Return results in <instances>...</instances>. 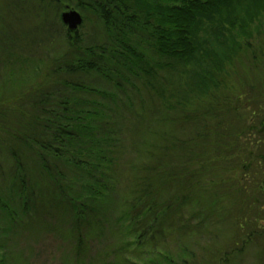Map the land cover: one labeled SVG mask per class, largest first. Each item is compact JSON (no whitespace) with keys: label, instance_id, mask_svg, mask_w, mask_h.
Instances as JSON below:
<instances>
[{"label":"trees","instance_id":"obj_1","mask_svg":"<svg viewBox=\"0 0 264 264\" xmlns=\"http://www.w3.org/2000/svg\"><path fill=\"white\" fill-rule=\"evenodd\" d=\"M1 1L41 10L33 14L53 27L45 37L37 32L38 40L26 42L12 30L0 37V66L11 78L15 70L39 73L33 55L43 62L46 51V79L38 86L18 88L17 78L4 86L3 106L12 107L0 110V170L2 160L14 169L0 189V264H38L33 232L46 227V237L57 235V210L69 220L60 236L67 245L58 249L62 261L46 252V264H134L120 254L129 250L121 242L118 256L94 253L98 239L115 236L116 225L140 233L135 253L142 261L150 256L146 264H189L191 256L196 264L200 238L217 237L207 236L213 220L264 218L245 188L224 180L226 146L245 132L230 125L238 116L230 93L239 96L243 88L229 86L236 75L229 69L250 50L241 38L255 30L264 36V0H73L101 27L104 39L89 47L67 39L64 47L57 39L54 21L67 27L60 11L72 0ZM255 59L262 85L264 54ZM95 76L115 86H85ZM129 77L143 78L146 96L137 90L127 103L120 94L128 92L122 84ZM119 103L125 108L116 112ZM263 105L257 101L256 110ZM240 227L252 228L248 221Z\"/></svg>","mask_w":264,"mask_h":264},{"label":"rangeland","instance_id":"obj_2","mask_svg":"<svg viewBox=\"0 0 264 264\" xmlns=\"http://www.w3.org/2000/svg\"><path fill=\"white\" fill-rule=\"evenodd\" d=\"M21 3H24V1H22ZM17 6L19 7H6L0 0V37L3 35V38L5 39L3 31L6 32L11 30L20 36L24 34L23 38L26 42L33 39L38 40L39 36L36 35L37 32L40 36L45 37L46 32H49L50 27H53L52 22H46V19L44 21L36 16V14L38 15L39 13H42L41 10L36 13L32 9H30L28 4H18ZM61 8V15L65 12L73 10L80 13L83 18V24L79 27L78 31L72 33L68 31L67 27H63L60 22L54 21V29L57 31L59 30L57 39L58 41L60 39V43L62 44V46H66L65 39L71 40L73 42V45L75 43H78L76 46L80 45L82 47H89L95 44H99L102 41V38L104 39V37H101L103 35L100 33L101 27L99 23H97L98 21H96L97 18L93 16L91 12L88 13L83 11L78 7L76 2H73V0L71 1V3H63ZM11 9H16L13 14L11 12ZM45 13L43 12V14ZM55 15H57L55 11H53L52 13L50 12L49 18L54 19ZM261 33L264 35V22L262 24ZM139 40L143 42L142 37H139ZM240 40L250 42V50L240 58L241 65H239V62L236 61L235 66L229 69L232 77L233 73H236V75L234 76V80L229 82V86H239L240 89L243 88L239 96H237V94L235 93H230L229 101L231 102L232 107L236 108L238 111V113L236 114L238 115L237 118H234L231 121L230 125H232L234 128L240 127V132L244 130L245 132L236 137L234 141H229L230 145L226 146L228 149L227 152L229 154H227L228 162H225L224 164L226 165L224 166H229V169L226 170L229 172L224 175V180L230 182L232 187L245 188L248 197H252L249 198L250 202H253V204H251L252 207L255 208V210L260 215H264V211L260 209V205L264 206V105L262 106L260 111H257L255 108L257 101H259V104L264 103V100L260 99L263 93L257 89L258 86H264V84L261 85L258 82V80H261V77L259 76L257 67L254 63V61L256 60L255 57H260L261 54H264L262 51V49L264 50V48H261L263 46L261 43L264 42V36L259 34L257 30H255L254 35L251 36L249 40L246 38H241ZM40 53H43V62L38 61V58H40L39 56L33 55L34 60L37 62L36 64L41 67L39 73H34L31 71V74L24 75V73L20 74L19 71L15 70L17 72V75H12V78L22 80L16 83V87L21 88L24 86H38L40 82L46 79V59L43 58L46 55V51H43L42 49ZM151 57L152 58L150 59L152 61H156L153 55H151ZM260 60L264 61V59ZM8 71L12 74H15L10 70ZM21 75H24L23 77L25 80L23 79V77H21ZM8 76L9 75L7 74L6 70L0 66V110L1 107L2 110H4L3 107H12L10 105L3 106L5 104H3V99L6 97V95H8V88L4 86H7L8 81L12 79ZM93 79L94 78L91 77L86 78L85 86H115L112 83H106L103 79L96 76L95 79ZM128 82L129 84H122V86H126L128 90V92H124L125 95L120 94L122 97V101H124L125 99L127 103L128 101L131 102V97H133L134 95L135 97H137L136 95L138 94L135 92L137 90H139L141 96H146V91L144 88L145 82L143 78L137 79L134 77H129ZM130 86H134L135 90ZM262 88L264 89V87ZM9 90L13 89L9 88ZM234 95H236V97ZM127 98H129V100H127ZM123 104L119 103V105H115L113 109H116V112H118L119 110L125 108ZM119 107L120 109H118ZM252 111L255 112L252 113ZM120 114L122 116L124 115L123 112H120ZM126 114H128V112L125 110V115ZM243 114H245V119H242L241 117ZM124 116L123 118L120 117V120L124 126H127V123L124 121ZM116 119L118 123L119 118L116 117ZM238 119L240 120V122L238 121ZM250 127L252 128L250 129ZM248 159L251 160V165L248 164L249 166L246 167L248 168V170L239 169L241 167L239 165L244 162H248ZM240 161H242V163H240ZM2 166L3 170H0V189L1 187H3L4 189V179H6L5 177H7L8 179V176L12 174L14 169L13 165H10L7 160H2ZM57 213L60 214L59 217H62V220H59V222L57 223L58 228H55V233L57 235H48L46 237V227L45 230L44 228H42V230L33 232L35 238H32V243L34 250H37V252L35 251V255L37 257V260H35V262L38 264H46V252L50 256L51 260L56 259V261L58 262L60 260L62 261V255L60 254L58 249L63 248L61 246L62 243L64 247L67 245L63 240L68 238H60V236L62 237L61 230L65 228L66 231L67 227L69 226V220L58 210L56 211V214ZM120 214L121 213L117 214V218H119ZM249 216L250 214L243 213L241 214V217H239L238 215L236 217L234 216L233 219L235 221H232V218L228 219L230 222H226L224 219L213 220L211 224L212 228L210 229L209 227L210 233H208L207 236H209L210 234H216L217 237L211 236L210 238H207L206 236H203L200 238L201 242L198 241L199 243L193 249L194 256L196 257V264H264V218L261 220L257 218L258 222H256V220H254L253 218H248ZM209 221L211 223V218L207 220V223H209ZM243 221H248L252 228L248 229V227H246L245 230L242 229L240 225ZM234 223H237V225L239 223L238 227H236ZM257 225L259 226V228H256ZM116 226L114 227L115 236H120L119 239L111 234H108L109 237L106 236L105 239H98L96 241V246H93V249L97 250L98 252L94 253L103 255L107 252L111 256H114V254H117L116 256L121 254L122 257L124 255V257L130 258V260H132L131 262H133L134 264H143V262L146 261L150 256H145L143 261L141 259H137L138 254L135 253V250L136 244L138 243L137 237H140V233H136L137 231H131L125 234L122 233L120 229H118L120 228V226ZM131 226V222L124 223L125 228H129ZM204 229H207V227H205ZM126 230L129 231L128 229ZM67 232L69 231L67 230ZM251 232H254V238H252L253 235H251ZM238 234H241L242 237L238 238ZM57 240H60L61 242ZM232 240H234L233 244ZM119 242H121L123 245L128 244L129 250H127V252H120V254L118 253V251H114V247L117 246ZM68 243L69 247L67 248V250L73 249V246H70L69 241ZM209 247H211V250L209 252V257H207L208 252L206 251V248ZM233 249H236V251L232 252ZM177 252H180L179 248H177ZM94 253L92 254L94 255ZM155 255L158 256L157 253H155ZM162 256L164 255L162 254ZM191 257L189 260V264H192ZM157 258L158 257H156V260ZM54 264H57V262ZM144 264L146 263L144 262ZM177 264H179V262Z\"/></svg>","mask_w":264,"mask_h":264},{"label":"water","instance_id":"obj_3","mask_svg":"<svg viewBox=\"0 0 264 264\" xmlns=\"http://www.w3.org/2000/svg\"><path fill=\"white\" fill-rule=\"evenodd\" d=\"M62 21L71 33L78 31L79 27L83 24L82 15L73 10L63 13Z\"/></svg>","mask_w":264,"mask_h":264}]
</instances>
